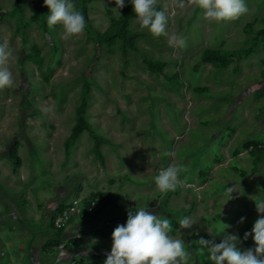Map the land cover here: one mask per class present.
Returning a JSON list of instances; mask_svg holds the SVG:
<instances>
[{"label":"rangeland","instance_id":"obj_1","mask_svg":"<svg viewBox=\"0 0 264 264\" xmlns=\"http://www.w3.org/2000/svg\"><path fill=\"white\" fill-rule=\"evenodd\" d=\"M73 2L82 12L84 0ZM246 3L239 20L209 23L195 6L157 0L168 33L186 47L141 30L133 13L132 49L95 34L124 15L114 0H89L85 32L68 40L60 25L48 27L44 0H0V44L13 51L14 79L0 89V264H40L46 247L66 240L52 232L41 243L44 222L52 228L56 211L76 198L82 207L67 229L82 233L68 246L85 247L79 264H104L113 230L140 208L169 218L190 264H212L201 238L233 234L241 250L255 247L244 234L258 218L253 198L264 199V153L252 152L264 150V0ZM205 50L222 57L205 60ZM173 161L187 168L184 186L161 193L155 177ZM184 217L191 228H180Z\"/></svg>","mask_w":264,"mask_h":264},{"label":"clouds","instance_id":"obj_2","mask_svg":"<svg viewBox=\"0 0 264 264\" xmlns=\"http://www.w3.org/2000/svg\"><path fill=\"white\" fill-rule=\"evenodd\" d=\"M117 9L125 7V0H114ZM173 4L184 9L186 5L195 6L203 11L204 19L209 23H223L239 20L249 12L246 0H172ZM135 20L141 30H147L154 38L167 36L170 46L186 47V40L167 31V9L157 10V0H131ZM50 10L47 25L53 28L60 25L63 39L68 40L83 35L86 29L85 17L73 0H44ZM13 58V51L0 44V89L14 85L13 74L8 64ZM165 156L174 157L168 151ZM187 168L173 161L167 168L159 171L155 184L161 193L176 191L182 187L180 173ZM233 198L237 192L234 186L227 189ZM258 212L251 232H245L244 240L250 236L254 248L241 250L237 247L238 235L223 234L219 243L201 238V251L207 249L208 259L212 264H264V199L253 198ZM246 218L242 217L240 223ZM180 228L189 229L192 221L184 217L179 221ZM169 218L161 217L143 208L129 211L126 224L117 225L112 233L111 251L107 253L104 264H190L191 253L181 239L172 236Z\"/></svg>","mask_w":264,"mask_h":264},{"label":"trees","instance_id":"obj_3","mask_svg":"<svg viewBox=\"0 0 264 264\" xmlns=\"http://www.w3.org/2000/svg\"><path fill=\"white\" fill-rule=\"evenodd\" d=\"M88 1L89 0H84L83 5H82V14L85 17L86 23L88 21L87 7H86L87 6L86 3ZM124 8H125L124 15L117 20H113L110 29H108L107 31L103 33L95 32V34L101 42H105V41L113 42L115 39L119 38L122 40L124 46H128L134 49L135 48L134 42L138 34L135 32H129L126 29L128 20L130 16L134 13L131 0H125ZM221 57L222 56L217 51H213V50H205L203 53V58L205 60L220 59ZM147 64L150 69L155 70L157 68L158 70H161L162 68V63L159 61H155V62L148 61ZM84 126H86V123L81 118L80 122H78L73 129V136L76 137ZM252 150H253L252 152H254L256 155H259V154L261 155L262 153H264V150L258 148L257 146L254 147V149ZM12 154H15V147L12 148ZM95 212H96V209H94V211L91 213L86 212V216L91 218L92 216L95 215ZM58 242L56 243V245L58 244Z\"/></svg>","mask_w":264,"mask_h":264},{"label":"built area","instance_id":"obj_4","mask_svg":"<svg viewBox=\"0 0 264 264\" xmlns=\"http://www.w3.org/2000/svg\"><path fill=\"white\" fill-rule=\"evenodd\" d=\"M96 205L95 200L88 201L85 205V212L91 213L94 211ZM82 207L81 199H73L69 203L62 206L56 211L52 220L53 230L61 232L68 227L72 218L78 215L80 208ZM79 238L80 235H76ZM72 245V241L69 239L59 241L56 246H53V254L51 258L44 264H78V260L75 257H65L63 254L68 251V246Z\"/></svg>","mask_w":264,"mask_h":264},{"label":"crops","instance_id":"obj_5","mask_svg":"<svg viewBox=\"0 0 264 264\" xmlns=\"http://www.w3.org/2000/svg\"><path fill=\"white\" fill-rule=\"evenodd\" d=\"M51 213V212H50ZM23 218V217H22ZM22 218L20 219L21 221H17L16 223L17 224H19L20 225V227L22 228L23 226H22V224H24V223H26V220H22ZM72 221V220H71ZM71 223V222H70ZM70 225V224H69ZM68 225V227L69 228H74L75 226H69ZM80 224H77L76 225V227H78ZM44 229H43V231H42V233H40V236H39V238H40V241H41V243H46L47 241H49V239H50V236H51V233L52 232H56V231H54L53 230V227L51 228V227H49L50 226V224H49V221L47 220V221H45L44 222ZM67 227V228H68ZM64 229L63 231V236H64V238H66V239H69V240H71L72 238H75V236L76 235H80V237L79 238H76V239H80L81 238V232H80V230L78 231V230H76L75 232H73V231H70L69 229ZM72 228V229H73ZM72 234V235H71ZM74 240V239H73ZM72 240V241H73ZM39 241V242H40ZM59 241H63V240H59ZM47 246V245H46ZM83 248H85V247H83V246H73L72 248L70 247V248H68V251L67 252H65L64 254H63V256H65V257H75L77 260H78V264H79V262H80V259H81V257H82V254L85 252L84 250L85 249H83ZM46 249H47V251H46V253H42L41 255H40V258H39V262H40V264H44V263H46L50 258H51V256H52V254L54 253L53 252V249H52V251H50V248H47L46 247ZM41 250V249H40ZM40 254V253H39ZM85 254V253H84ZM83 254V255H84ZM28 261L29 260H26L23 264H28Z\"/></svg>","mask_w":264,"mask_h":264}]
</instances>
